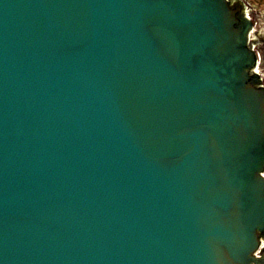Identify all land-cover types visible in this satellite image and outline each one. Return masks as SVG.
<instances>
[{
	"label": "water",
	"instance_id": "1",
	"mask_svg": "<svg viewBox=\"0 0 264 264\" xmlns=\"http://www.w3.org/2000/svg\"><path fill=\"white\" fill-rule=\"evenodd\" d=\"M245 31L223 0H0V264H244Z\"/></svg>",
	"mask_w": 264,
	"mask_h": 264
},
{
	"label": "flooded vegetation",
	"instance_id": "2",
	"mask_svg": "<svg viewBox=\"0 0 264 264\" xmlns=\"http://www.w3.org/2000/svg\"><path fill=\"white\" fill-rule=\"evenodd\" d=\"M235 3L243 7L251 24L249 33V49L256 58V70L261 73V86L264 90V0H237Z\"/></svg>",
	"mask_w": 264,
	"mask_h": 264
}]
</instances>
